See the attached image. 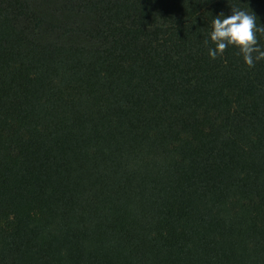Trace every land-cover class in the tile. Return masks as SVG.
<instances>
[{
    "label": "trees",
    "instance_id": "1",
    "mask_svg": "<svg viewBox=\"0 0 264 264\" xmlns=\"http://www.w3.org/2000/svg\"><path fill=\"white\" fill-rule=\"evenodd\" d=\"M231 8L264 25V0H0V264H264V60L204 43Z\"/></svg>",
    "mask_w": 264,
    "mask_h": 264
},
{
    "label": "clouds",
    "instance_id": "2",
    "mask_svg": "<svg viewBox=\"0 0 264 264\" xmlns=\"http://www.w3.org/2000/svg\"><path fill=\"white\" fill-rule=\"evenodd\" d=\"M209 40L214 47L208 48V56L215 60L227 47L238 49V55L249 67L254 62L264 60V48L260 45L257 34L264 37V25L257 26L256 19L248 12L231 8L230 15L223 13L215 16L210 25Z\"/></svg>",
    "mask_w": 264,
    "mask_h": 264
}]
</instances>
